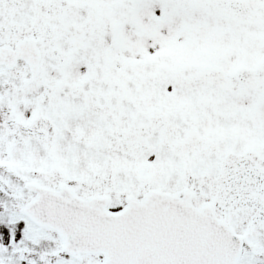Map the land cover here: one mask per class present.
<instances>
[{"label":"snow or ice","instance_id":"obj_1","mask_svg":"<svg viewBox=\"0 0 264 264\" xmlns=\"http://www.w3.org/2000/svg\"><path fill=\"white\" fill-rule=\"evenodd\" d=\"M0 264H264V0H0Z\"/></svg>","mask_w":264,"mask_h":264}]
</instances>
